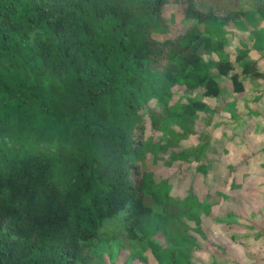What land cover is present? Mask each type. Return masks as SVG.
Listing matches in <instances>:
<instances>
[{
  "label": "trees",
  "instance_id": "1",
  "mask_svg": "<svg viewBox=\"0 0 264 264\" xmlns=\"http://www.w3.org/2000/svg\"><path fill=\"white\" fill-rule=\"evenodd\" d=\"M212 1L0 0V264H89L124 240L157 264H192L178 223L200 230L197 211L227 194L179 199L185 183L148 166L190 162L180 144L218 113V78L237 94L240 74L264 81L247 48L230 76L226 27L248 14ZM176 6L196 24L173 33Z\"/></svg>",
  "mask_w": 264,
  "mask_h": 264
},
{
  "label": "rangeland",
  "instance_id": "2",
  "mask_svg": "<svg viewBox=\"0 0 264 264\" xmlns=\"http://www.w3.org/2000/svg\"><path fill=\"white\" fill-rule=\"evenodd\" d=\"M212 3L223 10L250 15L248 21L241 23L244 27L239 24L226 27L234 34L229 36V42L233 43L225 47L234 66L230 76L240 72L236 58L243 48H247L244 61L256 64L258 71L264 73V20L254 19L257 14H263L264 0H213ZM182 13V7L167 8L173 33L196 24L182 21ZM253 20L254 23L250 22ZM255 37L260 44L256 45ZM155 38L167 40L170 36ZM240 39L247 46L241 45ZM240 80L244 86L242 94L233 92L230 77L217 79L221 94L212 104L218 113L211 125L204 128L202 136H190L180 144V149L190 155L189 163H170L165 159L157 166H148L163 179L185 183L177 196L179 199L187 194L188 188L204 203L216 200L217 193L227 194L221 196L218 204L209 205L207 217L205 208L197 211L202 216L200 230L191 220L178 223L182 234L194 246L190 248L192 264H264V97L261 95L264 81L241 74ZM204 120L202 115L199 121ZM148 136L155 142L163 140L160 134ZM150 158L151 154H147L146 161ZM155 241L168 246L162 235ZM122 245L118 250L109 241L107 247L90 250L89 264H157L138 245L128 240ZM135 252L140 254L134 255Z\"/></svg>",
  "mask_w": 264,
  "mask_h": 264
}]
</instances>
